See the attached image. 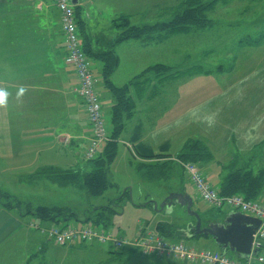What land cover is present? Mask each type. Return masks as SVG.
<instances>
[{
    "label": "crops",
    "instance_id": "crops-1",
    "mask_svg": "<svg viewBox=\"0 0 264 264\" xmlns=\"http://www.w3.org/2000/svg\"><path fill=\"white\" fill-rule=\"evenodd\" d=\"M139 1L78 0V4L75 6L76 11H78V33L83 46L92 51L91 57L96 59L99 72L103 78L105 64L94 54H103L113 50L119 59V66L110 78L111 84L118 88L131 84L129 96L132 98L135 108L124 121L125 127L118 139L119 147L122 148L120 151L118 150L119 155L115 163L120 157L132 155L133 159L136 160V171L140 177L147 172L146 165L160 164L163 166L162 178L176 180L178 178L173 175L170 164L177 160L178 155L189 142L185 143L183 148L178 151V147L175 148V145L173 147L172 138L160 145H156L154 140L160 137L161 133L166 134L168 132L172 137L173 131L188 130V123L200 124L198 118L200 111L204 113L202 116V123H204L205 117L209 119L211 114L215 115L218 112L216 109L219 108L221 99H226L228 94L222 93L220 90L219 93L209 94L206 98L199 96L195 102L180 110L178 114L165 118L166 111L171 108L174 102L167 103L168 99L186 98L177 92H167L168 89L165 86H170L177 81L196 80L205 74H191L192 72L185 74V76L177 74L178 70L175 66L180 63H176V65L157 64L171 68V73L164 76H157L155 72H147L149 68L156 65L140 66L137 70L127 69L129 64L133 63L131 57L145 58V54L147 56V54L155 51H158L160 57L163 55L167 57L169 54L165 50L164 43L157 44L153 38L144 41L128 40L118 43L119 35L125 28H120L121 25L117 22L125 21L127 16H131V13L136 8L138 9ZM0 4L3 6L0 7V11L5 13V18L7 20L13 18L18 22L16 30L11 28L10 24L7 26L8 28L2 36L3 43L0 48V55L2 56L0 60V88L5 89L9 94L6 103L0 105V162L7 164L8 171L13 172V174H25L24 178L41 175L49 169L85 170L87 166L82 161V154L89 143L91 126L84 101L76 93L77 75L74 69L66 63V42L60 26L59 11L51 0H0ZM261 9L264 10V8ZM199 31L190 30L188 33L198 36ZM241 48L244 47L241 46ZM187 51L191 52L193 49L188 48ZM186 58H188V53ZM229 60L234 64L239 61L237 57ZM219 65L220 62L214 67L218 68L217 71L219 72L216 76L223 74V67L219 68ZM202 66L203 62L198 67L192 66V68L197 69ZM124 67L126 70L123 69ZM234 69L235 67H233ZM189 70L186 69L185 73ZM203 70L206 68L204 67ZM255 72L249 69V74ZM205 76H211L214 79L215 75L206 74ZM222 77L223 75H220L218 81ZM251 77L247 75L242 81L259 80L261 87L255 93L259 94L264 91V76H255L254 74ZM97 82L98 86L96 85V87L103 103L104 114L107 111L110 116V127L108 128L111 132L115 98L107 87L105 79L104 84L100 86L99 81ZM225 106L231 107L229 103H225ZM261 113V110L255 112V116L248 123L244 122L245 124L241 129L247 132H253L256 129L262 130L261 123L264 121V117ZM161 114L162 116H160ZM163 116L162 120H156ZM190 117L192 119H189ZM252 136L250 133L246 136L252 144L247 150L263 147L264 135L254 136L255 139ZM139 144H144L153 149L154 154L162 157V159L157 161L143 159L136 153V146ZM243 144L249 143L244 141ZM80 161L84 163L83 166L76 167ZM175 163L183 174L179 179L180 181H171L173 188L168 187L167 191L169 193L185 192L197 199L195 187L189 177L183 168L177 162ZM221 171L220 167L218 175ZM38 179H41L39 181L42 182L45 178L41 176ZM189 188L194 194L188 192ZM152 200H154L153 197L149 195L146 201L147 205L153 206ZM261 200L264 201V194ZM37 207L51 206L39 205ZM17 211L15 213L14 209L8 210L0 204V264H6V261H9L13 250H17L23 258L22 264H77L74 261L75 255L85 254L87 244L80 242L74 245L60 246L54 239L39 231L42 228H50L54 223H49L47 227L34 221L27 223L26 218L23 220L24 212L21 209ZM28 216L32 215L29 214ZM160 223L165 222H158V224ZM173 226L181 231L186 230V226ZM156 235L160 236L158 232ZM182 239L168 240L178 242ZM13 242L20 246L24 245L22 252H25L24 255L19 253L18 246L15 249L11 248ZM111 250L113 251V249ZM89 251V254L94 257V261L89 264H117L118 257L114 255V252L97 253V251ZM123 254L130 256V261L134 255L140 254V252L127 249ZM230 257L238 259L234 255ZM159 260L173 261L174 264H187L173 259Z\"/></svg>",
    "mask_w": 264,
    "mask_h": 264
},
{
    "label": "rangeland",
    "instance_id": "rangeland-1",
    "mask_svg": "<svg viewBox=\"0 0 264 264\" xmlns=\"http://www.w3.org/2000/svg\"><path fill=\"white\" fill-rule=\"evenodd\" d=\"M181 1L184 2V0H140L138 2V9L136 8L131 13V16H127L128 24L142 27L144 25L153 26L157 23H169L180 10L181 4H183ZM212 1L216 2V5L209 13L212 28L201 29L198 36L188 32H170L168 34L167 31L164 35L155 33L152 38L157 44L164 43L166 46L165 50L169 52L167 57H164V55L160 57L158 51L149 53L147 56L145 54V58L134 55L135 57H131L133 63H130L127 69L137 70L140 66L143 67L144 65L147 67L148 65H176V63H180L175 66L176 70H178L177 74L185 76V74L196 70L192 66L198 67L203 62V66L200 67L201 70L204 67L211 69L220 62V65L224 68V73L219 74V76L223 75L219 81V76L215 75L213 79L211 76L203 75L196 80L177 81L170 86H165L168 89L167 92H177L186 97L177 98L176 100L168 99L167 103L174 102L171 108L166 111L165 118L178 114L180 110L187 108L189 104L195 102L197 97L206 98L209 94L219 93L221 90L222 93L228 95L225 97L226 99H221V104L216 109L218 112L215 115L211 114L209 119L205 117V122L202 123L204 113L200 111L198 117L200 124L188 123V130L173 131L172 137L168 132L166 134L161 133V136L154 140L156 145H160L172 138L173 147L174 145L175 148L178 147V151L187 142L203 141L212 153L213 159L210 164L202 166V171L209 184L219 191L220 177L218 171L220 170V164L227 167L235 166L243 168L248 165L254 169L264 168V144L261 148L257 147L254 150H247L252 144L246 137L249 133L253 135V139H255L254 136L264 135V121L261 123L262 130L256 129L253 132H247L241 129L243 124H245L244 122L248 123L258 110H261V114L264 117V91L259 94L255 93V91H259L261 82L251 79L250 81H242L247 75H250V77L254 74L255 76H264V41H262L260 46L253 48H249L250 46H245L242 43L239 44L243 38H248L251 34L256 38L260 36L264 37L262 36L264 35V10L261 9L264 8V1L205 0L204 2L210 3ZM0 7H3L2 4H0ZM117 23L122 27L124 21L121 20ZM9 24L11 28L16 30L18 22L13 18L7 20L5 13L0 11V48L3 43V33ZM241 46L244 48H241ZM188 48L193 49V51H187ZM187 53L188 58H186ZM231 57H237L238 63H231V60H229L232 59ZM1 59L2 56L0 55ZM88 59L92 74L99 81V86L104 84V78L99 72L96 59L91 56ZM1 62L3 63V61ZM233 66L235 67L234 70L232 69ZM123 69L126 70L125 67ZM186 69H190L189 72L185 73ZM249 69L256 72L249 74ZM217 73V71H214V74ZM225 103H229L231 107L225 106ZM235 104L237 105L234 106ZM250 111H252V114H250ZM163 118L164 116L156 120H162ZM105 119L108 127H110V116L107 111H105ZM189 119H192V117ZM244 141H247L249 144L244 145ZM121 148L120 146L119 151ZM82 161L84 162V160ZM83 162L80 161V164L76 167H82ZM132 163L133 165H131ZM135 165L136 160L133 159L132 155L120 157L117 163L113 165L110 175V181L114 184V188H110L102 196L91 197L84 188L73 186L61 187L49 179H44L42 182L35 180L30 183L29 179L24 178L25 174H13V172L8 171L7 164L0 162V199L5 195L12 196L15 202H19L21 205L20 209L24 212L23 220L26 218L27 223L34 221L47 227L49 226L48 222H43L37 217L28 216L25 213L27 204H30L32 207L48 205L70 209V211L80 215L81 219H84L87 211L94 208L106 207L111 201L118 199L128 190L129 195L115 208L114 212L105 211L106 219L100 222L98 226L95 224V221H97L96 214H87L89 218L87 225L96 226L100 230L106 227L113 238L122 237V239L129 242L148 232L157 234V226L160 221L179 226H185L187 222L193 221V218H189L184 212L176 211L174 214L159 212L154 209V206L147 205L146 202L147 197L150 195L161 204L162 200L170 194L167 188H173L171 181H180L179 179L182 177L183 172L175 162H171L170 166L173 175L178 179L165 178L162 182H159L161 181L159 179L149 181L146 178L143 179L142 176L141 178L136 171ZM163 184L166 186H163ZM188 192L194 194L191 188H189ZM3 201H7L5 197H3ZM196 206L204 224L208 222H223L229 214V211L226 209L211 207L200 200L197 201ZM17 210L15 208L14 212H18ZM74 222L77 223L76 221ZM77 224L79 225L80 223ZM186 241L188 245L198 249L220 250L212 238L195 236ZM14 243L11 244V248L15 249L18 246L19 253L24 255L25 252L22 253L24 245L20 246L18 243ZM85 249V254L75 255L74 261L77 264H89L94 261V257L89 254V250L97 251V253L114 252V250H111L110 244L100 246L97 243H91L87 244ZM127 249L128 247L124 250L127 251ZM114 255L118 257L116 260L117 264H174L173 261L159 260L152 256L143 257L141 254L134 255L130 261V256L127 254L121 255L114 252ZM229 255L233 256L231 253ZM8 260L6 264L23 263V258L18 254L17 250H13Z\"/></svg>",
    "mask_w": 264,
    "mask_h": 264
},
{
    "label": "trees",
    "instance_id": "trees-1",
    "mask_svg": "<svg viewBox=\"0 0 264 264\" xmlns=\"http://www.w3.org/2000/svg\"><path fill=\"white\" fill-rule=\"evenodd\" d=\"M204 1L205 0H184V2L182 1L183 4H181L182 6L180 10L177 12L174 19L169 23H157L153 26L136 27L128 24V20L125 19L124 24L122 25V27L125 28V30L122 33H120L118 43L128 40L144 41L152 38V36L155 33H160L164 35V33H166L167 31L168 34L170 32L186 33V32H190V30L192 29L201 30L209 27L212 28V21L209 18V13L216 5V2L212 1L210 3H205ZM74 8L77 16L78 11H76V7ZM262 41H264V37L260 36L256 38L254 35L251 34L248 38L245 39L243 38L239 44L242 43L245 44V46L248 45L253 48L260 46V44H262ZM83 50L87 58L92 55V51H89L86 46H83ZM94 55L97 58L101 59L105 64L103 71L104 79L106 81L107 87L110 89V91L112 92L115 98V106L111 120L112 131L110 132L112 141L105 143L101 148L98 149L97 154L94 156V158L88 160L85 159V155H84L86 149L88 148L89 143L87 144L82 154V159L84 160L87 166L85 170L64 171L59 169H49L47 170V172H43L41 175L40 174L34 175L30 178H27L29 179L30 183L34 182L35 180L38 181L41 180L38 179V177L42 176L45 179L52 180V182H55L61 187L73 186V187L84 188L91 197L102 196L107 190H109L110 188H114V184L111 183L110 181V175H111L112 167L118 156V150H119L118 139L122 131L124 130L125 127L124 121L126 117H128L135 108V104L132 98L129 96V87L131 84L125 85L121 88L115 87L111 84L110 78L119 66V59L114 53V51L109 50L103 54H94ZM220 67L222 66L220 65L219 68ZM222 69L224 71V68ZM217 70L218 68H214V67L206 70H201L200 68H197L191 74L198 73L205 75L206 74L217 75L219 73ZM214 71H217L218 73L214 74ZM223 71L222 73H224ZM147 72H155L157 76H164L168 73H171V68H167V66H163V65H156L154 67L149 68ZM103 116L105 119L104 111H103ZM136 153L143 159L149 161H157L158 159H162V157L154 154L153 149L146 147L144 144H139L138 146H136ZM164 158L167 157L164 156ZM212 159H213L212 153L210 152L208 146L203 141L201 142L193 141L187 144L184 150H182L181 154L178 155L177 160L175 162H177L178 164H179L178 161H181L182 163H187V162L195 163L199 165V167L202 169V166H206L210 164L212 162ZM146 167H147V172L142 174L143 179L146 178L149 181L157 180V179L159 180L165 179V177L162 178L163 176L161 174V172L163 171L162 165L151 164L149 166L146 165ZM220 167L222 170L219 175L220 182H219L218 192L220 196L231 197L235 195H240L243 196L248 201L258 200L263 196L264 168L254 169V168H250L248 165L243 168L235 167V166L227 167L224 166L223 164H220ZM128 195H129V191L126 190L124 194H122L118 199L111 201L110 204H108L106 207L94 208L92 210L87 211L86 214L84 215V219H81L80 215L70 211V209L61 208V207L34 208L30 205H27L25 213L27 215L30 214L33 217H37L39 220L43 222L54 223L53 226H61V227H67L70 225L73 226L87 225L88 224L87 222L89 221L87 214H96L95 217L97 218V221H95V224H97L98 226L100 222L106 219L105 211L114 212L115 208H117L120 205V203L123 201V199ZM3 197L6 198L7 200L6 202L3 201ZM0 204L8 210L21 208L20 203L15 202L14 198L10 195L2 196L0 199ZM74 221L80 224L78 225ZM205 225L206 224H204V226ZM92 227H96V226H92ZM103 229L108 231L106 227H104ZM43 230H47V229H43ZM39 231L41 232V229ZM157 231L160 235L159 237H161L164 241L170 243H174V242H171L168 239L178 240L182 238H187V232H182L185 230L181 231L176 226L169 225L166 223L158 224ZM117 239H122V238H117ZM97 244L100 246L105 245L99 243ZM106 244H110L114 252L117 254L122 255L123 252H125L124 249L128 247L129 250L133 249L134 251L140 252V254L143 255L141 249L135 246L128 245L122 247L121 249H117L115 248L112 242H107ZM203 251H209V250H203Z\"/></svg>",
    "mask_w": 264,
    "mask_h": 264
},
{
    "label": "built area",
    "instance_id": "built-area-1",
    "mask_svg": "<svg viewBox=\"0 0 264 264\" xmlns=\"http://www.w3.org/2000/svg\"><path fill=\"white\" fill-rule=\"evenodd\" d=\"M51 1L60 13V26L66 42V63L74 69L77 75L78 85L76 93L84 101L88 121L91 125L92 132L89 145L84 154L85 159L88 160L94 158L98 149L105 143L112 141L111 134L103 116V107L96 87L97 81L92 74L90 62L80 40L75 8L71 0ZM178 162L195 187L197 197L204 204L231 212H241L261 221V226L254 235L251 255L247 261L231 259L222 253L198 250L189 246L185 241L166 242L161 237L149 232L131 242L125 239H115L108 231L89 225L52 226L47 230L41 229V233L54 239L60 246L73 245L80 242L86 244L112 242L117 249L128 245L135 246L141 249L144 256L175 259L187 264H264V201H248L240 195L231 197L220 196L207 182L197 164ZM255 251L258 253L254 254Z\"/></svg>",
    "mask_w": 264,
    "mask_h": 264
},
{
    "label": "water",
    "instance_id": "water-1",
    "mask_svg": "<svg viewBox=\"0 0 264 264\" xmlns=\"http://www.w3.org/2000/svg\"><path fill=\"white\" fill-rule=\"evenodd\" d=\"M72 5L77 6L78 0H71ZM154 209L167 214L176 211L184 212L189 218L196 220L195 225L187 222L186 232L188 238L205 236L212 238L220 251L231 253L239 259L248 260L252 251L254 235L261 226V221L246 216L242 213L229 214L223 222L208 223L203 225L199 212L195 209L194 197L188 193L173 192L168 194L159 204L151 201Z\"/></svg>",
    "mask_w": 264,
    "mask_h": 264
},
{
    "label": "clouds",
    "instance_id": "clouds-1",
    "mask_svg": "<svg viewBox=\"0 0 264 264\" xmlns=\"http://www.w3.org/2000/svg\"><path fill=\"white\" fill-rule=\"evenodd\" d=\"M21 91H23V90H21ZM8 95L9 94L5 89L0 88V105H4L6 103Z\"/></svg>",
    "mask_w": 264,
    "mask_h": 264
},
{
    "label": "flooded vegetation",
    "instance_id": "flooded-vegetation-1",
    "mask_svg": "<svg viewBox=\"0 0 264 264\" xmlns=\"http://www.w3.org/2000/svg\"><path fill=\"white\" fill-rule=\"evenodd\" d=\"M195 202H196V201H195ZM196 205H197V202H196V204H195V209H197V206H196ZM193 222L195 223V221H193Z\"/></svg>",
    "mask_w": 264,
    "mask_h": 264
}]
</instances>
